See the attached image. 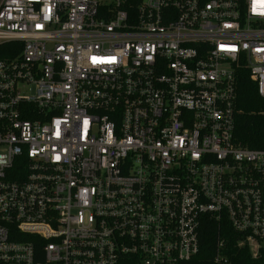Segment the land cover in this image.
Wrapping results in <instances>:
<instances>
[{"label": "built area", "instance_id": "built-area-1", "mask_svg": "<svg viewBox=\"0 0 264 264\" xmlns=\"http://www.w3.org/2000/svg\"><path fill=\"white\" fill-rule=\"evenodd\" d=\"M243 71L264 0H0V264H181L206 222L263 256Z\"/></svg>", "mask_w": 264, "mask_h": 264}, {"label": "trees", "instance_id": "trees-1", "mask_svg": "<svg viewBox=\"0 0 264 264\" xmlns=\"http://www.w3.org/2000/svg\"><path fill=\"white\" fill-rule=\"evenodd\" d=\"M20 44L11 43L9 46ZM235 140L243 147L264 148V99L257 91L246 71L237 82L235 103ZM225 239L222 255L225 260L217 261V237ZM181 264H264V255L253 258L247 248L239 247L235 234L227 224L206 222L202 226L200 250L196 256Z\"/></svg>", "mask_w": 264, "mask_h": 264}]
</instances>
